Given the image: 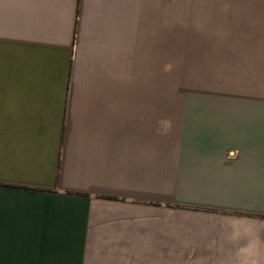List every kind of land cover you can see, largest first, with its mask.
<instances>
[{
	"label": "crops",
	"instance_id": "0c3cea01",
	"mask_svg": "<svg viewBox=\"0 0 264 264\" xmlns=\"http://www.w3.org/2000/svg\"><path fill=\"white\" fill-rule=\"evenodd\" d=\"M245 20L264 0H0V264L139 243L171 202L204 205V264H264V34ZM178 37L204 38L180 93Z\"/></svg>",
	"mask_w": 264,
	"mask_h": 264
},
{
	"label": "rangeland",
	"instance_id": "374dc122",
	"mask_svg": "<svg viewBox=\"0 0 264 264\" xmlns=\"http://www.w3.org/2000/svg\"><path fill=\"white\" fill-rule=\"evenodd\" d=\"M212 26L216 27L215 22ZM243 27L264 34V20H245ZM203 39L177 38L178 93L199 88L204 82V52L200 50ZM145 208L144 236L139 232L129 238L139 243L93 246L80 264H204V205L171 202Z\"/></svg>",
	"mask_w": 264,
	"mask_h": 264
}]
</instances>
